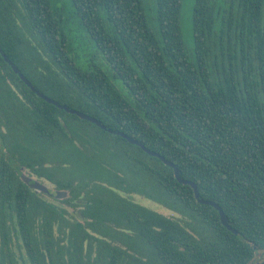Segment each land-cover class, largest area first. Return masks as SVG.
Masks as SVG:
<instances>
[{"label": "trees", "instance_id": "16d2710c", "mask_svg": "<svg viewBox=\"0 0 264 264\" xmlns=\"http://www.w3.org/2000/svg\"><path fill=\"white\" fill-rule=\"evenodd\" d=\"M146 2L0 0L2 51L116 131L38 96L0 51V264H249L264 251V0H195L193 53L183 0H154L153 22ZM117 132L175 163L238 233ZM25 168L68 189L66 205Z\"/></svg>", "mask_w": 264, "mask_h": 264}, {"label": "water", "instance_id": "95a60500", "mask_svg": "<svg viewBox=\"0 0 264 264\" xmlns=\"http://www.w3.org/2000/svg\"><path fill=\"white\" fill-rule=\"evenodd\" d=\"M0 51L3 54V57H4L5 61L10 64V66L12 67L14 72L18 73L20 78L35 93H37L38 96L44 98L46 101H48L50 103H53V104L57 105L58 107H60L62 109H65L67 112L77 114L82 119L89 120V121H91L93 123H96L98 126L104 128V129H108L107 126L105 124H103L100 120H98L97 118H94L91 115H88V114H86L84 112H81L79 110L70 108L69 106L60 104L58 101H56L53 98L49 97L48 95L42 93L39 89H37L32 84V82L27 78V76L21 72L20 68L2 51L1 47H0ZM108 130L110 132H116V131H114L112 129H108ZM117 133H119V134L123 135L124 137H126L131 143H134L136 145L141 146L148 154L161 158L164 161V163H166L167 165L173 167L174 168L175 177L178 179V181L181 182V183H184V184L191 185L193 187V189H194V193H195V196L198 199V201L201 202V203L210 204V205H213L214 207H216L218 209L219 213H220L221 220H222L223 224L225 226H227L229 229L233 230L235 233H238V231L236 229H233L232 226L229 224L228 217L226 216V214H225L224 210L221 208V206L218 203L214 202V201L206 200L204 198H201L200 197V193H199V189H198L196 183L191 181V180L183 179L181 177L180 170L175 165V163H173L172 161L168 160L164 155H161L160 153L147 148L143 143H141L137 139H134V138L128 136L127 134L123 133V132H117ZM21 178L26 184H28L36 192H46V193H50L51 192L49 187L45 183L41 182L39 179L34 178L33 176L29 175L28 173L23 172L22 175H21ZM68 194H69L68 190H63L62 189V190L56 191V197L60 198V199H63L65 197H67ZM249 264H264V257L259 259V260H257V261L250 262Z\"/></svg>", "mask_w": 264, "mask_h": 264}, {"label": "rangeland", "instance_id": "374dc122", "mask_svg": "<svg viewBox=\"0 0 264 264\" xmlns=\"http://www.w3.org/2000/svg\"><path fill=\"white\" fill-rule=\"evenodd\" d=\"M146 5H149L148 10H147V14H148V19L153 22V19L155 18V9L154 6V0H147ZM194 5H195V0H183V9H182V32H183V39L186 43V45L189 47L190 51L193 53L194 52V32H193V12H194ZM193 57V56H192ZM25 173H28L29 175L33 176L36 179H39L41 182L45 183L50 190H52L53 192H55V189H57V184L53 183L52 181H49L46 178L43 177H39L36 174L33 173H29L28 169H24ZM63 190H68V189H63ZM69 191V190H68ZM42 193V192H40ZM42 195L44 197H46L48 200H51L53 202L56 203H60V204H65V199H67L70 194H68L67 197L60 199L57 198L56 196H49L47 194L42 193ZM134 200L142 205H145L149 208H152L154 210H157L158 212H161L165 215H177L175 212L166 209L165 207L161 206L160 204H157L156 202L146 199L143 196L134 195ZM66 205V204H65ZM119 245H123L124 247H126L124 245V243L122 241L118 242ZM19 245L15 246V249L17 250V255L19 254ZM133 253H135L137 256L141 255L139 252L134 251ZM93 255H96V251L93 253ZM264 257V251L261 250L259 255L256 256L255 261L261 259ZM143 260H146V258L144 256H142Z\"/></svg>", "mask_w": 264, "mask_h": 264}, {"label": "flooded vegetation", "instance_id": "af4514ba", "mask_svg": "<svg viewBox=\"0 0 264 264\" xmlns=\"http://www.w3.org/2000/svg\"><path fill=\"white\" fill-rule=\"evenodd\" d=\"M50 181V180H49ZM57 189H55V192H53L52 190H50L51 192L50 193H46V192H42V193H44V194H47V195H49V196H56V191H58V190H62V188H59L58 186L56 187ZM50 189V188H49ZM40 193V192H39ZM42 193H40V194H42ZM51 201V200H50Z\"/></svg>", "mask_w": 264, "mask_h": 264}]
</instances>
